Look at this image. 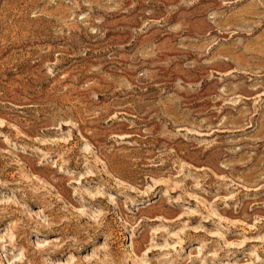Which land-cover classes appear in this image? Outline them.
Segmentation results:
<instances>
[{
    "label": "rangeland",
    "instance_id": "rangeland-1",
    "mask_svg": "<svg viewBox=\"0 0 264 264\" xmlns=\"http://www.w3.org/2000/svg\"><path fill=\"white\" fill-rule=\"evenodd\" d=\"M0 264H264V0H0Z\"/></svg>",
    "mask_w": 264,
    "mask_h": 264
},
{
    "label": "bare ground",
    "instance_id": "bare-ground-1",
    "mask_svg": "<svg viewBox=\"0 0 264 264\" xmlns=\"http://www.w3.org/2000/svg\"><path fill=\"white\" fill-rule=\"evenodd\" d=\"M240 223V222H239ZM237 224V223H236ZM239 225V224H238ZM203 233V232H202ZM211 238H216V237H211ZM212 257V256H211Z\"/></svg>",
    "mask_w": 264,
    "mask_h": 264
}]
</instances>
